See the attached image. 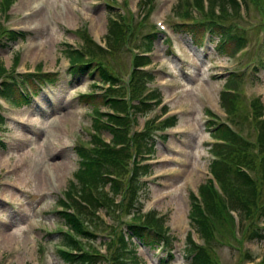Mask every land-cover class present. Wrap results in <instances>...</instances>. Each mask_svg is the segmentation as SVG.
Masks as SVG:
<instances>
[{"label": "rangeland", "instance_id": "1", "mask_svg": "<svg viewBox=\"0 0 264 264\" xmlns=\"http://www.w3.org/2000/svg\"><path fill=\"white\" fill-rule=\"evenodd\" d=\"M9 1L12 5L0 13V24L2 25L4 19L10 17L8 20L13 25L18 26L19 23L24 22L33 28V32L27 38L25 37V40L0 44V64L8 69L15 61V56L21 55L22 65L19 70L29 69L36 61L33 54L39 48L42 49L40 62L43 63V69H58L59 75L55 82V90H46L42 93V88L40 89L37 97L38 103L37 101L22 103L13 111L7 112L30 123L29 126L16 125L7 120L0 126V136L6 144L5 149L0 148V172L4 168L17 164L22 158L28 159L26 167L12 174V177H8L17 180L20 191L15 193L16 190L6 189L8 200L21 198L25 202L24 207L16 208L7 205L6 202H0V264H64L54 254V234L48 232L59 227L56 224L57 218L53 214L54 206L57 205L56 199L73 179L72 174L77 168L74 145L79 140L88 137L85 127L90 123L89 109L86 104L79 101L78 96L92 89V81L85 74L73 75L67 71L68 62L61 53L60 47L65 43L78 42L74 32L76 28L86 27L95 41L102 40L107 33L109 10L107 11L106 2L95 4L93 0H63L67 9L66 12H60L54 7L55 0H43L44 7L33 15L34 10L37 9L35 0ZM138 2L139 0L128 2V8L135 13L136 19L137 16L143 14V9L137 6ZM176 2L177 0H155V8L150 18L147 19V24L150 28L153 22L160 24L159 26H164L166 31H162L158 25V29L155 26L158 35L153 41L150 53L149 59L152 62L146 68L153 69L157 85L161 81L165 82L164 86L159 88L162 98L173 93L179 94L164 109L167 115L176 114V124L164 131L167 136L164 140L156 141L154 150V157L165 158L175 155L177 160L173 162L163 160L159 163L149 161L151 172L145 177L137 207L141 208L145 203L143 211L152 208L161 215L164 214L165 220L161 224L163 228L166 226L175 238L174 258L169 260V263L185 264L186 260L182 258L179 249L181 250L188 231H184L188 222V194L190 191H196L197 186L203 184L207 178L206 174L202 171L198 172L197 169L210 168L208 144L212 138L206 128L205 109L211 108L223 113L221 107L230 103V99L224 103L219 100L224 77H213L214 69L211 63L216 65L223 61L230 62L227 58L230 53L220 56L218 48L213 45L214 49L210 47V55L204 58L198 47V39L188 33H182L183 35L178 33L180 40L176 37L173 43L164 41L163 34L168 33L169 28L164 25L163 19L165 17L166 23L174 27L173 21L177 16H171L169 8ZM74 5L77 7L74 8ZM136 7L142 11H137ZM117 8L121 12V7L117 6ZM27 10L31 11L32 15L23 18L21 13ZM248 13L250 18L257 23L254 29L247 32L248 45L256 47L258 45L256 34L259 24L264 22V11L261 8L260 10L251 9ZM230 14L233 15L232 10ZM239 21L240 18H237L238 23ZM1 39L5 41V37ZM175 51L186 57L185 73L178 70L181 61H175L173 57ZM239 59L238 68L247 58L240 55ZM108 61L120 71L123 77L126 67L131 63L127 54L109 56ZM240 82L243 83L240 87L246 89L247 94L260 96V102L264 108V69L255 70V72L247 71L242 74ZM156 114H161L160 106L150 111V117ZM138 121L141 126L142 119L139 118ZM247 129L246 126L242 127L244 134ZM103 137L107 138L108 134L103 132ZM174 149H178L180 153L176 154ZM56 160H59L65 167L60 178ZM49 170L57 177L56 187H48ZM185 173L194 174L191 176L192 179L189 178L191 184L186 182ZM106 189L107 187H103V190ZM42 191L46 194L43 195ZM0 194L3 195L1 186ZM113 200L118 203L120 197L115 195ZM114 210L116 219V215L119 214L118 206H114ZM128 215L133 218L131 214L128 213ZM233 215L236 216L234 212ZM100 217L102 218L100 222L94 220L93 225L97 229L93 232L105 234L104 231L110 230L115 223L109 224L111 220L104 212H101ZM42 224L47 226V230L42 228ZM246 224L249 226L252 221L246 220ZM194 238L199 239L197 234H194ZM100 241L102 237L98 236L95 243L98 244ZM16 243L21 245L19 252L13 251ZM132 247L136 252V264H162L157 251L146 249L134 240ZM243 247L249 248L252 258L248 257L241 264L259 263L260 257L264 254V240L245 241ZM101 251L104 252L103 246H101ZM243 255L244 250L238 252L228 247L216 248V256L221 264H236L243 259Z\"/></svg>", "mask_w": 264, "mask_h": 264}, {"label": "trees", "instance_id": "2", "mask_svg": "<svg viewBox=\"0 0 264 264\" xmlns=\"http://www.w3.org/2000/svg\"><path fill=\"white\" fill-rule=\"evenodd\" d=\"M247 1L248 0H221L219 1L220 7L217 12H214L215 9L213 7H210L212 11L209 15V26L215 33L219 35H226L229 38L227 46H231L229 44L232 42L233 47H242V45H240L243 41L241 40V38L244 34H246L244 30L246 28L241 24L236 23L235 17L231 16L228 13L227 9L231 6H236L240 9V5H243L244 10L248 12L250 5L247 4ZM251 1L255 6H258L263 2L262 0ZM214 2H218V0H213V3ZM180 16L186 19L191 18L189 11H186L183 15ZM120 17H122L120 21L109 19L107 36L108 49L104 50L97 45H93L92 47H89V51L93 55H96L99 60H101L106 54L114 52L121 53L123 51H128V53L131 54L133 48H137L138 51L131 54L132 69L131 74L129 75L128 92L131 98L140 97L143 101L145 99H152L154 98L155 94H157L156 92L151 91L149 93L143 94V91L146 89L148 83L152 80L153 75L147 71H145L144 73L143 70L139 69V67L148 62V59L144 55L140 54L151 49L150 43L154 34L152 32H148L147 34L142 36V26H144V23L137 24V21H134L133 19L130 20V17ZM242 17H244V15ZM183 27L184 31L187 33H195L198 31L197 27L192 26V24L184 25ZM231 31H233V34H230ZM15 38V34L11 33L10 39ZM262 38V48H260L257 54H255L258 63H260L259 60L261 58V53L264 52V34ZM62 52L68 56L71 64L78 65V67L76 68L77 71L82 73L86 71L88 72L89 67L86 65L87 62L83 60L80 52H72L68 49H63ZM2 70H4V67L0 64V71ZM42 76L49 77L52 81L57 79V76L47 74L39 75V77ZM97 77L103 82L109 81L111 84L116 83L115 74L110 73L109 67L106 64L103 65V69L101 68L99 69V71H97ZM235 81L236 79L232 76L231 78L226 80V85L230 86ZM14 85L15 84L7 85L6 89L7 91L9 90L8 93H14L16 99L21 102H29L28 99L22 98L17 93ZM220 94V98L223 102H226L227 99H230V102L233 103L242 98V96L238 93L227 94L221 92ZM98 98L99 97L87 96L85 94H82L79 96V101L86 104L89 108L95 109L96 106L104 103L102 99ZM108 104L111 107H116L119 109H123V107H125V101L119 97L114 100H108ZM109 118L114 119L119 117L109 115ZM120 119L125 120V118ZM93 127L100 129V126L98 124ZM257 128L259 130H262V134L264 136V118L260 119ZM112 134L113 143L121 144L120 150L106 147L103 150L97 149L94 152H87L83 147L76 148L75 153L78 157V164L73 177L81 187H85V184L87 183H89L90 188L95 189H97L99 186L108 185L111 192L122 193L125 196V200L127 201V209H125V211L127 213L129 212V214H131L133 217V220H130L126 223L128 238L125 237L123 231H119L118 233H116V239L112 240L110 243L107 242V244H109V255L103 256L98 252H90L83 249V247L77 245L71 238L61 234L60 236H58L56 242H59L62 249H56L55 253L64 262V264H107V261L108 264H126L127 260L131 261L134 258L135 254L134 249H132L131 247L130 237L134 238L142 246L150 249L156 248V245H158L162 241L161 234L157 235L153 231H148L145 227H138L137 225V222H140L141 218L140 209L139 207H137V203L139 200L137 188L138 190L140 189L139 185H137L139 184L138 175L141 173H146L147 166H137L136 158L132 159L133 154L131 151V147L135 144L138 145L139 151L149 152L152 148L150 145H147L148 139H143L139 136V134L136 133L127 136L126 134L115 133V131H112ZM212 134H214L215 137L224 140H227L230 138V136H233L223 126L214 129ZM233 137L239 141L237 137ZM94 139L96 142L100 143V140H97V138L95 137ZM236 140H230V143L232 145L238 144ZM232 150L233 148H229L221 144H214L211 147V151L215 153V155H230L232 154ZM135 157H137V153ZM211 167L213 172L218 173L221 178H228L226 166L221 160H212ZM236 174L238 175V177L236 178V184L228 186V189L231 191V193H228L230 196L231 205H234L237 208H241L243 214L247 216L255 215L258 213L260 206L257 202L258 196L254 192V183L252 180H250L245 172L237 171ZM262 175L264 185V167L262 169ZM208 188V185L200 186L202 192V205L192 197L189 211L192 222L206 242L213 240V233L215 231L218 234L221 233L222 229L225 232H228L229 225L233 222V218L230 216L229 211L227 210V206L223 196L216 192L212 193L208 190ZM82 191H84L85 199H87L89 202V209L92 212H94V210H97V207L99 206V204L96 202L97 195H91L86 188H82ZM72 201L75 203L78 213H81L80 203L75 200ZM101 205L106 206L104 202H101ZM109 207L110 205H108L107 208ZM85 208L86 207H83L82 209ZM147 215L150 220H146L145 224H149L151 226L152 224H155V226H158L160 230V221L162 220L157 218L153 213ZM59 216L60 222H62L63 224H67L76 233L81 235L85 233V230L82 229V224L78 216L76 217V215L67 212H62ZM254 232L255 230H252L251 232H249V234L253 236ZM185 247L189 250H195L198 246H195L193 240L188 237ZM210 249L211 248L208 245H202L198 247L197 251H195L189 258V263L217 264L212 259L213 255ZM73 251L76 252L73 253ZM238 264L241 263L239 262Z\"/></svg>", "mask_w": 264, "mask_h": 264}, {"label": "bare ground", "instance_id": "3", "mask_svg": "<svg viewBox=\"0 0 264 264\" xmlns=\"http://www.w3.org/2000/svg\"><path fill=\"white\" fill-rule=\"evenodd\" d=\"M38 12H39V10H37V9L34 10V14L33 15L37 14ZM49 54H50V52H49ZM13 56H14V54H13ZM55 163L57 165L56 167H57L58 172H60V173H58V177L60 178L61 177V174L65 170V167L62 165V163L59 160H56Z\"/></svg>", "mask_w": 264, "mask_h": 264}]
</instances>
